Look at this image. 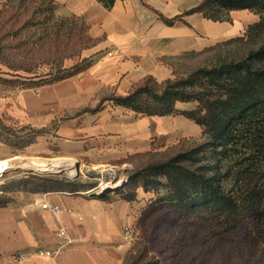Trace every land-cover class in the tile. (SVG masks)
I'll return each mask as SVG.
<instances>
[{
	"label": "crops",
	"instance_id": "0c3cea01",
	"mask_svg": "<svg viewBox=\"0 0 264 264\" xmlns=\"http://www.w3.org/2000/svg\"><path fill=\"white\" fill-rule=\"evenodd\" d=\"M55 1L61 13L80 17L97 41L86 69L42 85L48 89L43 111L48 122L68 113L56 129L67 153L76 148L84 155L98 151L121 163L139 154L165 151L181 139H197L201 128L181 114L148 116L112 101L95 112L76 116L77 112L94 107L104 96L128 93L147 76L163 81L201 65V54L242 35L252 20L259 19L249 9L233 10L231 20L221 21L200 12L184 14L172 25L160 16L181 15L201 0H116L111 7L100 0ZM148 197L141 188L132 200L121 189L97 193L93 188L71 190L49 184L17 189L13 199L0 203V264H130L135 242L125 241L123 229L136 224ZM46 200L60 211L43 208ZM60 228L67 230L71 244L56 253L65 241L58 235Z\"/></svg>",
	"mask_w": 264,
	"mask_h": 264
},
{
	"label": "rangeland",
	"instance_id": "374dc122",
	"mask_svg": "<svg viewBox=\"0 0 264 264\" xmlns=\"http://www.w3.org/2000/svg\"><path fill=\"white\" fill-rule=\"evenodd\" d=\"M263 38L233 43L222 54L244 56ZM96 41L78 16L61 13L53 0H0V161L7 163L0 165V203L13 199L17 189L37 187L40 177L54 180L51 186L56 188L113 191L124 183L128 192L136 191L132 173L147 161L121 163L98 151L84 155L78 148L69 154L56 134L68 113L49 122L45 113L48 89L42 84L88 58ZM217 55V50L201 54V65ZM52 160L60 161L59 171L37 165ZM166 193L164 187L151 193L152 202L137 223L130 264H264V221L202 230L160 200Z\"/></svg>",
	"mask_w": 264,
	"mask_h": 264
},
{
	"label": "trees",
	"instance_id": "16d2710c",
	"mask_svg": "<svg viewBox=\"0 0 264 264\" xmlns=\"http://www.w3.org/2000/svg\"><path fill=\"white\" fill-rule=\"evenodd\" d=\"M100 1L111 7L116 0ZM241 9L258 14V21L248 25L242 35L210 48L219 52L216 58L163 81L147 76L128 93L104 96L94 107L76 114L95 112L112 101L148 116L181 114L200 126L202 140L198 142L181 139L165 151L129 158L147 161L132 173L134 194L128 192V184L121 189L129 200L139 188L149 195L141 214L152 202L151 193L164 187L167 193L160 200L178 208L202 230L222 231L247 220L264 221V38L244 56L222 54L233 43L264 35V0H201L181 15L160 16L170 25L195 12L221 21L231 20V11ZM90 64L91 58H84L42 85L71 77ZM179 103L194 106L180 108ZM38 179L35 189L55 183L50 178Z\"/></svg>",
	"mask_w": 264,
	"mask_h": 264
},
{
	"label": "built area",
	"instance_id": "2783aa9c",
	"mask_svg": "<svg viewBox=\"0 0 264 264\" xmlns=\"http://www.w3.org/2000/svg\"><path fill=\"white\" fill-rule=\"evenodd\" d=\"M110 54H112L110 52ZM127 181V180H125ZM95 192L100 193L102 191H104V189L102 188L101 190H97L96 188L94 189ZM43 208H48L49 210H51L53 213H58L60 211V207L56 204H52L49 202V200H46L43 204H42ZM58 235L62 238H64V242L61 244V246L59 247L58 250H56L55 252H59L62 248L67 247L71 244V240L68 236L67 230L65 228H60L58 231ZM136 236H137V229L135 227V225H126L123 229V238L125 239L126 242H135L136 240ZM51 250H40L39 253L40 254H46V255H53V253H55Z\"/></svg>",
	"mask_w": 264,
	"mask_h": 264
},
{
	"label": "bare ground",
	"instance_id": "6f19581e",
	"mask_svg": "<svg viewBox=\"0 0 264 264\" xmlns=\"http://www.w3.org/2000/svg\"><path fill=\"white\" fill-rule=\"evenodd\" d=\"M62 162V161H61ZM0 165H3V166H6L7 167V163H5V162H2V161H0ZM37 165H39V168L40 169H43V170H48V171H52L53 172V170H60V169H57V168H59L60 166V161H55V160H52V161H50V162H43L42 161V163L40 162V163H38ZM5 169V168H4ZM3 170V169H2Z\"/></svg>",
	"mask_w": 264,
	"mask_h": 264
},
{
	"label": "water",
	"instance_id": "95a60500",
	"mask_svg": "<svg viewBox=\"0 0 264 264\" xmlns=\"http://www.w3.org/2000/svg\"><path fill=\"white\" fill-rule=\"evenodd\" d=\"M123 185H124V183H122L121 186H119V188H118L117 190L121 189V188L123 187ZM105 191H106V190H104V191H102V192H105Z\"/></svg>",
	"mask_w": 264,
	"mask_h": 264
}]
</instances>
